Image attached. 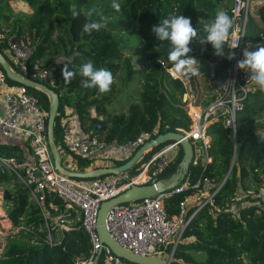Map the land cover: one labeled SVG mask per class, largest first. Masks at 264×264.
<instances>
[{"label": "trees", "instance_id": "trees-1", "mask_svg": "<svg viewBox=\"0 0 264 264\" xmlns=\"http://www.w3.org/2000/svg\"><path fill=\"white\" fill-rule=\"evenodd\" d=\"M23 1L30 13L18 14L10 20L12 12L5 8V12L0 11V25L10 27L8 35L16 37L27 33L37 39L30 59L40 58L51 67L49 79L37 81L58 94L53 136L56 145L66 153L60 122L66 106L73 107L82 129L99 133L108 143L127 141L155 127L158 133L189 127L191 121L186 113V101L182 99L186 87L166 69L173 64L168 60L170 42L159 41L152 31L153 25L158 26L169 14L191 18L199 34L190 43L188 55L198 54L211 59L214 76L222 80L227 78L230 49L226 45L224 52L217 55L213 45L206 39L202 43L201 39L206 37L204 25L214 21L218 9L227 11L232 17V0H119L120 11L112 7V0ZM253 1L245 26V40L259 46L264 45V0ZM4 2L8 4V0H0L1 5ZM73 6L80 12L78 17L72 15ZM93 9V20H99L103 15L108 17V22L99 31L83 33L84 13ZM126 51H136L139 67L134 66ZM53 55L69 58V71L76 72L71 82L65 81L64 65L54 62ZM89 59L97 68L112 72L114 82L109 92L101 93L98 87L81 86L84 78L80 76L79 68ZM119 72L121 76H117ZM183 75L190 83L192 101L198 103L205 94V82L198 75ZM7 79L9 83L18 84ZM133 81L137 82L138 88L114 104L117 86ZM26 89L48 111L47 95L34 87L27 86ZM91 109L95 115L91 114ZM262 112L264 91L257 86L249 90L237 113L235 155L231 130L219 121L209 125L212 159L204 174L217 181L227 175L215 195V203L224 209L214 215L201 210L190 219L173 251V264H246L244 256L250 264H264V201L242 205L236 219L228 210L236 193L246 186L244 179L251 177L253 182L259 181V172L264 173V125L257 122ZM26 142L24 139L0 140V153L23 161L28 158L24 149L30 150ZM73 157L79 166L90 163L87 159ZM179 160L171 163L166 171H174ZM201 170L200 163L189 166L192 177ZM0 187L5 202L4 210L0 209V223L16 229L5 241L0 264H74L75 256L87 258L90 255L88 233L75 219V208L67 206L60 196L46 191L42 201L44 208H41L29 197L26 184L6 170H0ZM183 195L172 193L164 197V206L170 215L176 212ZM59 218L73 220L65 228L59 225ZM170 250L171 244H168L167 251ZM101 257L102 254L98 264H102Z\"/></svg>", "mask_w": 264, "mask_h": 264}, {"label": "built area", "instance_id": "built-area-1", "mask_svg": "<svg viewBox=\"0 0 264 264\" xmlns=\"http://www.w3.org/2000/svg\"><path fill=\"white\" fill-rule=\"evenodd\" d=\"M253 2V0H232L231 18L234 26L228 41L231 43L232 37L235 36L239 38V46L230 49L235 56L229 59L227 78L222 80L215 77L212 69L213 61L204 58L210 81L204 88L205 94L202 100L194 103L192 94L189 98L188 96L183 98L191 122L188 128H178L175 132L180 134L182 139L188 140L192 146L189 166L196 163L201 165L202 170L195 177L190 175L189 166L183 169L179 166L184 155L183 146L180 139L172 138L145 148L129 169L119 173L80 180L59 171L54 165L47 141L48 111L40 106L36 96L30 93L26 86L9 83L7 74L0 65V134L5 140H26L32 156L19 161L13 155L6 156L0 153V170L12 171L19 180L23 181L28 187L29 197L41 208H44L42 201L48 190L60 196L67 206L75 208V219L81 222L88 233L91 250L87 258L75 256L74 264H92L99 248H101L99 256L103 255L106 264H130L114 254L106 244L100 243L96 231V216L102 201L116 196L131 186L151 184L156 181L165 183L169 181L171 173L180 169L184 173L176 185L169 190L156 192L150 199L117 203L108 209L104 225L110 237L124 248L139 255L170 257L172 260L173 251L181 241L183 230L198 211L205 210L214 215L224 209L223 206L215 203V195L227 175L221 181H217L215 177L204 174L207 163L212 159L211 135L208 127L212 122L219 121L223 127L231 130L235 155L237 113L254 83L250 80L251 70L238 67V61L244 59L245 26ZM0 26L2 53L10 69L33 80L49 79L51 67L44 64L40 58L30 59L37 39L27 33L16 37L14 34L8 35L10 30L6 32L4 25ZM166 69L171 76L182 80L186 87L188 78L177 71L174 64ZM91 114L94 115L95 112ZM61 125L66 151L71 156L84 158L90 162L102 158L111 151L112 156L121 160V164L145 142L160 134L155 127L152 130L142 131L127 141L108 143L99 133L82 129L79 121L73 123L71 119L65 117ZM177 159L180 160L174 171L164 178L166 169ZM112 165L118 163L109 166ZM258 176L259 181L242 187L234 196V201L228 209L233 219L238 217V210L242 205L263 203L264 173L259 172ZM172 193H184V195L178 203L176 212L170 215L163 200ZM72 220L59 218V225L66 228ZM48 238L51 239L49 233ZM168 244H171L169 252ZM168 253L169 255L165 256Z\"/></svg>", "mask_w": 264, "mask_h": 264}, {"label": "clouds", "instance_id": "clouds-1", "mask_svg": "<svg viewBox=\"0 0 264 264\" xmlns=\"http://www.w3.org/2000/svg\"><path fill=\"white\" fill-rule=\"evenodd\" d=\"M112 7L116 11L121 10L119 0H112ZM73 17H78L80 12L73 6L71 9ZM94 9L84 13L86 20L83 24L82 32L91 33L94 30L99 31L105 27L108 22V17L101 15L99 20H93ZM234 21L227 11L218 9L215 19L211 24L204 25L203 31L206 37H202L201 42H210L216 49V54L220 55L224 52L225 46L233 49L239 46V38L233 36L231 43L228 38L233 29ZM152 31L156 34L159 41H169L171 48L168 52V60L171 61L177 71L183 74L198 75L199 65L195 57L189 56L191 49L190 43L198 36L197 28H194L191 18L182 14H169L161 20L160 24L153 25ZM244 59L238 61L240 69H250V80L254 82L261 91H264V45H259L257 50L249 51L245 49ZM235 53L229 52V59L234 58ZM56 63H63L62 74L66 82H71L76 72L69 71L70 60L67 57H56ZM79 74L84 79L81 80V86L85 88L98 87L101 93H106L111 90V85L114 82L113 74L107 68H97L94 61L89 59L79 68Z\"/></svg>", "mask_w": 264, "mask_h": 264}, {"label": "water", "instance_id": "water-1", "mask_svg": "<svg viewBox=\"0 0 264 264\" xmlns=\"http://www.w3.org/2000/svg\"><path fill=\"white\" fill-rule=\"evenodd\" d=\"M0 65L5 70L7 77L10 78L11 80L19 84H22L26 87L28 86V87L37 88L43 91L47 95L49 100L47 125H46L47 141L56 169L65 173L66 175L73 178H91V177L102 176L110 173H119L120 171L129 169L145 148L151 147L156 144H160L171 138L177 140L180 139L181 144L183 146L184 155L182 157L181 162L179 163V166L181 167V169L187 168L189 166L191 154H192V146L190 142L186 139H182L181 135L175 131H167L166 133H160L154 138L145 142L142 146H140L136 150V152L128 160H126L121 164L98 167L95 169L82 170V171L66 168L62 164L61 154L58 146L54 141V136H53V124L58 107V94L53 89L46 86L44 83L30 78H26L21 74L12 71L8 65L5 56L1 51H0ZM181 169L171 173L169 177V181L165 183L163 181H156L151 184L134 185L120 192L116 196L102 201L100 203L96 216V231L100 243L106 244L114 254L122 257L123 259L133 264H173L170 257L139 255L124 248L123 246L118 244L112 237H110V235L108 234L105 228L104 219L108 209L114 204L124 203L128 201H135L139 199H150V197L154 195L156 192H163L165 190L171 189L174 185H176L179 178L183 176L184 173ZM100 251L101 248H99L98 252L95 254L92 264H98Z\"/></svg>", "mask_w": 264, "mask_h": 264}, {"label": "rangeland", "instance_id": "rangeland-1", "mask_svg": "<svg viewBox=\"0 0 264 264\" xmlns=\"http://www.w3.org/2000/svg\"><path fill=\"white\" fill-rule=\"evenodd\" d=\"M5 8H8L12 13H11V19L10 20H13V17H15L16 15H22V14H29L30 13V9L27 5V3H25L23 0H16L15 2L12 1V0H8V4L6 2H4L3 5L0 4V11L1 12H5ZM4 29L5 31H9L10 30V27L8 25H4ZM245 49H247V45L245 44L244 47H243V50L245 51ZM126 54L128 56L131 57V61L132 63L134 64V66L136 67H139V57L136 53V51H126ZM56 57H59V55H53L51 58L54 62H56ZM117 76H121V73L119 72L117 74ZM199 77H201L200 79L202 81H204L205 83H203V89L204 87L208 86V83L210 81V77L208 75V69H205L204 71V75L201 76L200 74L198 75ZM206 78H207V82H206ZM136 81H138V78H135ZM136 81H133V82H129L127 85H118L117 87L118 88V91H116L114 93V97H113V103L114 104H117L119 103V99H122L124 95L126 94H129L131 91H133L135 88H138V85H137V82ZM186 85V90L187 92H185L183 95H182V99L184 98V96H188L191 97V94H192V89H191V86H190V83L187 82L185 83ZM257 87V85L255 83L252 84V88H255ZM187 98V99H188ZM257 122L263 126L264 125V112H262L261 114H259L258 118H257ZM162 145V144H161ZM159 145V146H161ZM159 146H156V147H159ZM62 150V149H61ZM60 151V149H59ZM62 156H64V158H66L67 160L64 161L62 159V164L65 166V165H70L71 167L70 168H74V170H90V169H95V168H98V167H105V166H109L111 165L112 163H120L121 160L116 157V156H112V152L111 151H108L102 158L100 159H97L96 161L94 162H90L88 165L86 166H79L77 164V161L76 159L71 156V155H66L65 152L63 153L62 152ZM168 169V168H167ZM169 173L166 171L163 175L164 178H167V175ZM76 179H80V180H83V179H86V178H76ZM245 185H253L255 184L253 182V179L251 177H246L245 179ZM0 190H1V187H0ZM2 201V209L4 210V200H1ZM1 206V205H0ZM16 231V229H11L8 225L6 224H1L0 223V253L3 249V246L5 244V241L7 239V237L11 234V233H14ZM168 254H166L165 256H168ZM103 257V255H102ZM101 257V260H102V264H106L105 261L103 260V258ZM244 261L246 264H250L249 263V260L246 256L243 257Z\"/></svg>", "mask_w": 264, "mask_h": 264}, {"label": "crops", "instance_id": "crops-1", "mask_svg": "<svg viewBox=\"0 0 264 264\" xmlns=\"http://www.w3.org/2000/svg\"><path fill=\"white\" fill-rule=\"evenodd\" d=\"M12 1H16V0H12ZM246 45H247V50H249V51H255V50H257V47H258V45H256V44H251V43H249V42H246L245 43ZM198 55V54H197ZM191 55L192 57H195L196 58V60H197V63H198V65H199V74L201 75V76H203L204 75V71H205V69H208V66H207V64H206V62H205V59L203 58V57H201L200 55ZM198 74V75H199ZM90 112H94V110L93 109H91L90 110ZM95 115V114H94ZM66 117V119H71L72 120V122L73 123H76V121H79L78 120V117H77V115L75 114V112H74V109H73V107L72 106H66L65 107V109H64V115L61 117V122L63 121V119ZM4 138L2 137V135L0 134V140H3ZM26 144L29 146V144H28V142H26ZM58 146V145H57ZM58 148H59V146H58ZM29 149H30V147H29ZM60 149V148H59ZM24 151L25 152H27L28 153V157H32L31 156V150H29L28 151V149H24ZM62 152L64 153L65 151H63V150H61L60 149V154H61V157H62V159L64 160V161H66L67 159L66 158H64V156H62ZM65 154L68 156V155H70L68 152L66 153L65 152ZM65 167L66 168H68L69 169V167H71L70 165H65ZM70 169H72V170H74V168H70ZM1 200H3L2 198H1V190H0V209L2 208V201Z\"/></svg>", "mask_w": 264, "mask_h": 264}]
</instances>
